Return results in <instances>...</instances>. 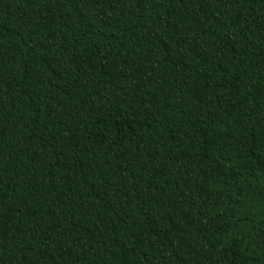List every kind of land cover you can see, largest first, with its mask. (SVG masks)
<instances>
[{
    "label": "trees",
    "instance_id": "16d2710c",
    "mask_svg": "<svg viewBox=\"0 0 264 264\" xmlns=\"http://www.w3.org/2000/svg\"><path fill=\"white\" fill-rule=\"evenodd\" d=\"M0 264H264V0H0Z\"/></svg>",
    "mask_w": 264,
    "mask_h": 264
}]
</instances>
